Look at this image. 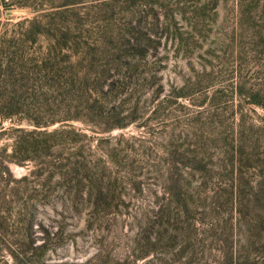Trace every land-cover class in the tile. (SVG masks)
Here are the masks:
<instances>
[{
  "label": "rangeland",
  "instance_id": "rangeland-1",
  "mask_svg": "<svg viewBox=\"0 0 264 264\" xmlns=\"http://www.w3.org/2000/svg\"><path fill=\"white\" fill-rule=\"evenodd\" d=\"M7 1L0 264H264V0Z\"/></svg>",
  "mask_w": 264,
  "mask_h": 264
},
{
  "label": "trees",
  "instance_id": "trees-1",
  "mask_svg": "<svg viewBox=\"0 0 264 264\" xmlns=\"http://www.w3.org/2000/svg\"><path fill=\"white\" fill-rule=\"evenodd\" d=\"M9 6V2L7 0H0V11L1 8L3 7L4 9H7ZM33 32L31 29L27 30V34L24 36L18 35V34H12L9 38V40H7L6 38H0V58L1 56L4 57H8V60L6 61V67H3L2 63H0V75L1 77L6 78V80H11L13 79V84L15 86V89L20 93V95H24L23 92L26 93L27 88L25 87L27 84L24 83L27 80H29V74L31 72V70L27 69V67L25 68V59L27 58L25 52L23 51V49L25 48L24 42L23 41H29L30 38L32 40H37V33ZM9 43H12L9 45ZM19 57L20 63H22V68L18 69L17 67H15L14 65H12L10 62H14L16 61V59ZM41 64V65H40ZM50 65V62L47 60V58H43L42 61L37 62L36 63V69L38 70L40 67L46 69L48 66ZM51 66V65H50ZM6 85V84H5ZM6 91L4 92V97L5 95L8 94V90L6 88V86H3ZM3 88L0 87V97L3 94ZM2 90V91H1ZM8 99L10 100V103L13 104L14 103V96H12V93L8 94L7 97L5 98V101H7ZM253 103L255 101H252ZM258 102V101H257ZM19 105L22 106V104L17 103ZM18 112L16 110H12L10 112H7L3 115V118H11L12 116H14V114ZM37 127H41V123H36ZM10 159L8 161H14V159L12 158V155H9Z\"/></svg>",
  "mask_w": 264,
  "mask_h": 264
}]
</instances>
